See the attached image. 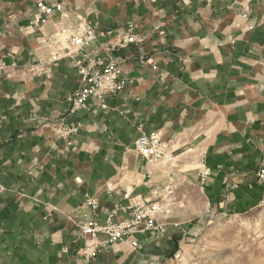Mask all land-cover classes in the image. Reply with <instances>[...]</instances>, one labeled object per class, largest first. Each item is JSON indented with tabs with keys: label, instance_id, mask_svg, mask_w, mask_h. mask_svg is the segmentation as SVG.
Listing matches in <instances>:
<instances>
[{
	"label": "crops",
	"instance_id": "crops-1",
	"mask_svg": "<svg viewBox=\"0 0 264 264\" xmlns=\"http://www.w3.org/2000/svg\"><path fill=\"white\" fill-rule=\"evenodd\" d=\"M82 22L94 50L128 29L142 42L111 53L126 91L71 113L82 53L51 62V39L64 47L60 27ZM0 125V264H73L82 225L144 204L160 207L158 229L90 264H169L201 218L264 200V0H0ZM143 133L165 158L136 153Z\"/></svg>",
	"mask_w": 264,
	"mask_h": 264
},
{
	"label": "built area",
	"instance_id": "built-area-1",
	"mask_svg": "<svg viewBox=\"0 0 264 264\" xmlns=\"http://www.w3.org/2000/svg\"><path fill=\"white\" fill-rule=\"evenodd\" d=\"M39 9L45 16H50L55 10L60 11L59 5L46 6L39 4ZM37 23L44 24L45 20L38 19ZM67 27H60V33H69L65 40V46L54 43L51 39L52 53L50 61L70 58L82 53V58L77 61V68L81 76V85L74 91L68 101L71 103V113L86 111L93 101L97 107L106 109V101L126 91L127 82L121 78V67L111 53L116 50L126 49L129 45L141 43L142 40L131 33V29L117 33L107 45L100 46L94 50L98 41L99 33L92 25L82 22L76 32H70ZM105 52L108 57H101ZM3 119V118H2ZM1 126V125H0ZM79 129L78 125L65 126L68 134H73ZM134 149L142 158L147 161H157L165 158V145L154 135L142 134L134 143ZM206 170L203 176H208ZM259 180H264V169L258 173ZM5 188L0 185V195ZM87 204L97 210L98 203L88 199ZM132 217L130 220L121 223L109 221L100 225L95 221L88 222L81 226V231L86 237L85 245L77 251V259L73 264H90L97 258L98 250L101 247H109L124 240H130L134 248L138 247L134 240L135 235L147 231L157 230L156 217L160 212L157 204L136 205L130 208Z\"/></svg>",
	"mask_w": 264,
	"mask_h": 264
},
{
	"label": "rangeland",
	"instance_id": "rangeland-1",
	"mask_svg": "<svg viewBox=\"0 0 264 264\" xmlns=\"http://www.w3.org/2000/svg\"><path fill=\"white\" fill-rule=\"evenodd\" d=\"M262 169L264 162L259 183H264L258 178ZM194 230L182 237L179 254L169 264H264V200L247 214L203 217Z\"/></svg>",
	"mask_w": 264,
	"mask_h": 264
},
{
	"label": "water",
	"instance_id": "water-1",
	"mask_svg": "<svg viewBox=\"0 0 264 264\" xmlns=\"http://www.w3.org/2000/svg\"><path fill=\"white\" fill-rule=\"evenodd\" d=\"M179 252L177 253L176 257L178 256Z\"/></svg>",
	"mask_w": 264,
	"mask_h": 264
}]
</instances>
